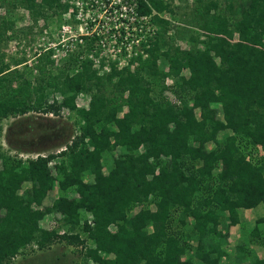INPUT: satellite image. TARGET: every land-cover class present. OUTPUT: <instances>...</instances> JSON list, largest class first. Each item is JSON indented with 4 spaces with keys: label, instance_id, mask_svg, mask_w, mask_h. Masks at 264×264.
Wrapping results in <instances>:
<instances>
[{
    "label": "trees",
    "instance_id": "16d2710c",
    "mask_svg": "<svg viewBox=\"0 0 264 264\" xmlns=\"http://www.w3.org/2000/svg\"><path fill=\"white\" fill-rule=\"evenodd\" d=\"M0 5L25 9L34 23L54 14L62 21L75 10L62 0ZM138 11L151 17V31L143 54L121 69L94 67L83 42L78 54L57 60L45 47L33 81L22 75L13 86L10 62L24 60L5 61L0 52V130L2 120L31 111L66 107L78 116L74 138L58 152L22 161L0 145V264H11L27 244L61 241L80 248L83 264H219L227 256L221 217L236 225L239 209L264 207V154L257 156L264 149V0H193L177 23L164 15L173 12L167 0H139ZM14 23L0 17V43ZM80 93L88 107L77 104ZM108 152L112 165L104 171ZM55 181L60 194L40 208ZM46 214L60 220L62 232L41 225ZM263 223L264 215L256 219ZM190 232L196 245L184 257ZM250 234L243 243L264 244L257 226ZM237 251L241 261L249 249L244 243ZM250 261L264 264V257Z\"/></svg>",
    "mask_w": 264,
    "mask_h": 264
},
{
    "label": "rangeland",
    "instance_id": "374dc122",
    "mask_svg": "<svg viewBox=\"0 0 264 264\" xmlns=\"http://www.w3.org/2000/svg\"><path fill=\"white\" fill-rule=\"evenodd\" d=\"M173 5L172 14L165 13V17L172 18L174 21L185 22L187 18V13L189 11V5L192 4L193 0H167ZM15 8V7H14ZM97 10H95L96 12ZM98 12V11H97ZM69 11L63 14L62 21L56 14L53 17H42L37 23H34L31 16L23 8H7L0 5V17H11L13 19L14 28L13 30H8L7 34L10 35L6 42L2 41L0 43V52L4 53L5 61H10V59H20L23 58V62L15 66L13 61L10 62V68H15L13 70L10 80L7 84L16 86L22 81V75L26 79L30 78L32 81L35 76H37V70L34 68L36 66L37 53L41 52L42 49L47 45L46 43L53 40L60 35V26L63 22L73 24L71 22L72 18L67 17ZM98 16V17H97ZM97 19H100L97 15ZM101 20V19H100ZM59 21V22H58ZM74 25V24H73ZM84 46V56H88L87 51L89 46H93V41L91 39L83 40ZM177 44L182 47H188L189 42L178 41ZM67 51V46L60 50L56 57V60L64 57L66 54H75L70 50ZM74 51H78L77 44L74 43L72 46ZM87 50V51H86ZM131 54L139 53L136 46L133 47ZM63 53V54H62ZM138 55V54H135ZM83 56V57H84ZM56 67H59V61L56 62ZM160 67H165L164 60H159ZM52 72L56 73L55 67L51 66ZM183 75L187 76L188 72H182ZM165 83L167 85H172L174 83V76H169ZM125 93L124 95H126ZM165 95L172 98L171 92L166 91ZM62 100V98L59 97ZM173 99V98H172ZM89 96L80 93L76 102L79 106L88 107ZM218 118H222L221 111L217 114ZM78 127V116L70 111L68 108L63 107L59 114L52 113H42L31 111L21 116L9 117L1 122L0 130V145L4 150V153L11 157H16L22 161H26L29 158H34L36 155H46L50 152H58L65 148L67 143H70L77 132ZM222 133H220V136ZM216 141H211L206 144L209 149L213 148ZM119 149H115L114 155L118 154ZM264 154L263 150H258L257 156ZM104 157L107 158V164H105L104 171L112 165V154L105 153ZM50 169L53 174L55 170L53 168V162L50 163ZM0 170H2V165L0 161ZM29 183H24L23 188L29 187ZM60 194L57 182H54L53 188L44 196L41 200L40 208L44 206L51 205L53 200ZM68 195H74L73 192H69ZM154 209V205H149ZM140 207H136L132 212H135ZM192 216H188L186 232L191 228ZM249 220H244L237 225H231L226 216L221 217V223L219 228L223 231H227L226 243L224 244V249H226L227 256L222 257L219 264H252L250 259L252 256L264 257V244L253 242H244L249 252L243 254L241 261H236L235 255L238 254L237 245L244 244L251 236V232L254 231L255 226L258 227V231L261 235H264V223L256 224V219L248 218ZM41 225L46 228H57L59 232L63 229L60 228V220L53 214H46L40 221ZM113 229V228H112ZM257 229V228H256ZM187 234V233H185ZM84 235V234H83ZM188 235V234H187ZM188 239V238H187ZM189 249L184 257H187L193 252V248L196 245V235L192 232L189 233ZM80 248H76L73 245H68L64 241L55 242L49 247L39 249L34 244H27L23 251L16 255L11 264H83L82 257L79 252ZM250 253V255H248Z\"/></svg>",
    "mask_w": 264,
    "mask_h": 264
},
{
    "label": "built area",
    "instance_id": "2783aa9c",
    "mask_svg": "<svg viewBox=\"0 0 264 264\" xmlns=\"http://www.w3.org/2000/svg\"><path fill=\"white\" fill-rule=\"evenodd\" d=\"M62 2L74 6L75 10L71 9L67 17H70L73 11L77 23L74 25L62 23L60 35L58 34L54 41L46 43L45 47L53 49V58L61 55L60 50L65 45L67 51L69 45L70 50L78 54V51L72 48L71 42L76 44L92 38L93 46L88 47L87 54L92 59L94 67L102 66L101 71H108L111 63L121 69L133 57L143 54L141 44L151 31V17L139 13V0H62ZM97 15L101 20L97 19ZM134 46L139 51L135 53L138 55L131 54Z\"/></svg>",
    "mask_w": 264,
    "mask_h": 264
},
{
    "label": "crops",
    "instance_id": "0c3cea01",
    "mask_svg": "<svg viewBox=\"0 0 264 264\" xmlns=\"http://www.w3.org/2000/svg\"><path fill=\"white\" fill-rule=\"evenodd\" d=\"M238 213H239L240 223L246 219L249 220L248 218H252L253 220H255L264 215V207L263 205L259 204L253 208L239 209Z\"/></svg>",
    "mask_w": 264,
    "mask_h": 264
}]
</instances>
